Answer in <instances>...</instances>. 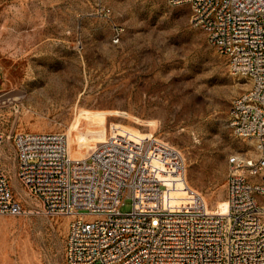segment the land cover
I'll return each instance as SVG.
<instances>
[{"label": "rangeland", "instance_id": "obj_1", "mask_svg": "<svg viewBox=\"0 0 264 264\" xmlns=\"http://www.w3.org/2000/svg\"><path fill=\"white\" fill-rule=\"evenodd\" d=\"M189 18L187 4L167 0H0V94L18 96L0 100V131L64 133L75 157L119 129L152 135L180 152L207 208L222 210L228 158L253 150L228 124L247 85ZM13 154L5 143L0 167L14 198L31 203ZM168 194L190 204L182 190ZM130 207L124 198L119 210ZM68 221L0 213V264H66Z\"/></svg>", "mask_w": 264, "mask_h": 264}, {"label": "built area", "instance_id": "obj_2", "mask_svg": "<svg viewBox=\"0 0 264 264\" xmlns=\"http://www.w3.org/2000/svg\"><path fill=\"white\" fill-rule=\"evenodd\" d=\"M167 1L190 7L192 26L245 80L228 124L253 150L228 158L225 206L214 211L186 184L180 152L152 135L119 129L75 157L64 133L0 131V151L12 147L14 176L33 203L14 198L0 167V213L68 217L66 264H264V0ZM178 190L190 204L170 203Z\"/></svg>", "mask_w": 264, "mask_h": 264}, {"label": "bare ground", "instance_id": "obj_3", "mask_svg": "<svg viewBox=\"0 0 264 264\" xmlns=\"http://www.w3.org/2000/svg\"><path fill=\"white\" fill-rule=\"evenodd\" d=\"M18 96H16V94L14 93H8V94H6V93H1L0 94V100L2 101L3 99L5 100V99H8V100H10L11 98H17ZM69 152H70V155L71 156H77V155H79V153H78V151L76 150V151H73V150H69Z\"/></svg>", "mask_w": 264, "mask_h": 264}]
</instances>
